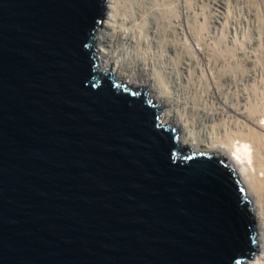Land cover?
<instances>
[{
    "label": "water",
    "instance_id": "95a60500",
    "mask_svg": "<svg viewBox=\"0 0 264 264\" xmlns=\"http://www.w3.org/2000/svg\"><path fill=\"white\" fill-rule=\"evenodd\" d=\"M103 13L0 0V264H245L234 166L184 156L144 92L97 71Z\"/></svg>",
    "mask_w": 264,
    "mask_h": 264
},
{
    "label": "rangeland",
    "instance_id": "374dc122",
    "mask_svg": "<svg viewBox=\"0 0 264 264\" xmlns=\"http://www.w3.org/2000/svg\"><path fill=\"white\" fill-rule=\"evenodd\" d=\"M149 1L151 2L152 0H146L144 5L152 9L146 7L149 11H145L144 22L140 27L142 31H140L142 44L140 43L138 50L135 51L136 53L128 52L129 55L126 53L124 57H127L129 62L133 57L136 58L137 62H151V65L154 66L153 68H156L155 71L157 70L161 76L158 72L157 74L163 77L164 81L167 78L165 76H168L169 73L172 74L169 75V77L172 76V79H175V76L182 78L180 86L183 93L182 97H186V100L188 99V107L190 106L189 108L193 112L191 114V118L194 120H192L194 126H191L193 135L198 136L203 134L210 139L225 142L235 138V136L237 137V135L239 136L242 132L246 133L243 119L237 118V116L232 115L224 109V112L223 110L221 112V107L223 108V106L216 101L217 99L215 100L211 93L213 86L218 82L217 78H221L220 80L222 81L223 75H225L223 80L226 82L222 84L225 86L222 87L226 89L222 88L223 94L225 93L223 96L226 98L224 100L230 101L229 103L233 106L243 107L244 111H246V108L247 111L249 109V111L254 110V112L252 111L254 117L264 114V0H181L180 2L183 3L182 10H184L181 11L185 14L183 15L181 12L179 14L183 15L181 17L178 16V12L174 14L176 10L172 11L174 16L170 17L171 13L169 12L170 14H168L163 6H161L166 4L167 0H154L155 4L157 2L160 3H157L160 5V8L157 4H154V1L152 3L155 6L152 3V6H150ZM161 7L167 18H162L160 13L164 12ZM179 17L180 20H178ZM165 18L167 19L166 23H164ZM181 20L185 26L181 25ZM100 25L101 29L105 25V10ZM182 26L186 28L181 29ZM166 40L171 43L166 42ZM92 43L94 51H96L98 42L93 41ZM169 44H172L171 46L174 50H172L171 46L169 47ZM175 47H179V49ZM199 49L205 51L207 55L206 61L202 62L197 57V54H195ZM180 60H185L187 63L188 61L191 62V66L187 69H185V66L183 68ZM96 69L100 74L106 73L111 75V72L101 70L98 65ZM226 76L230 77L227 78ZM214 78L217 79L216 82L213 80ZM114 80L121 87H126L139 94L144 92L146 99L154 105L153 100L149 97V89H136L120 82L115 77ZM168 80L170 81L169 78ZM168 82L165 83L168 84ZM165 83L164 85H166ZM171 91H173L172 88ZM185 93L186 96L184 95ZM157 110L160 111V108L157 107ZM205 111L208 113H218V115L210 120H204L203 118L202 120L200 116L202 113H206ZM197 112L200 114L198 115ZM166 127L173 129L176 133V142L179 147L186 149L183 155L192 154V150L181 144V129L179 126L168 125ZM210 155L219 156V154ZM225 161V164H231ZM233 166L242 187L245 189L246 196L247 190L243 186L242 178L239 174L240 170L236 165ZM247 200L250 202L251 212L254 214L253 203L249 199ZM252 220V231L255 234L252 241L253 247L257 251L251 254V258L246 260L245 264H251L254 261L255 256L260 250L257 238L263 236L259 235L260 232L257 230L258 224L255 216H252Z\"/></svg>",
    "mask_w": 264,
    "mask_h": 264
},
{
    "label": "bare ground",
    "instance_id": "6f19581e",
    "mask_svg": "<svg viewBox=\"0 0 264 264\" xmlns=\"http://www.w3.org/2000/svg\"><path fill=\"white\" fill-rule=\"evenodd\" d=\"M145 1L103 0V9L105 10V25L101 29L100 36L95 40L98 42L97 50L94 51L96 63L101 70L111 72V75H109L113 79L115 77L120 82L128 84L136 89H149V97L153 100L155 109L157 110V107L160 108V111H157L162 126H179V128L181 129V144L187 146V148L192 150V154H219V156L221 155V157L225 158L227 162H230L231 164L236 165L238 167V169L240 170L239 174L242 178L243 186L247 190L245 198L246 200L249 199L253 203L252 208L255 213L253 214L252 212V215L253 217L255 216V219L257 220L258 225H256L258 232H260L259 235H263L261 236V238H257L260 250L251 264H264V114L262 115L259 113L261 116H258V114V117H254V113L252 115V111L254 112V110L251 109L252 111H249V109L247 111L246 108V111H244L242 109L243 107L239 108V106L236 107L237 105L233 106L229 103L230 101L227 102L228 100H224L226 98H224L223 96L225 94H223V89L225 88L222 87L224 86L222 84L226 82L223 80L225 75H223L222 81L220 80L221 78L219 79V77H216L218 79V82H216L217 79H213L216 83L214 82L215 85L212 89V96L215 98V100L217 99L216 101L219 102V104L223 106V108L221 107V112L224 109L225 111L230 112L232 115L234 114L235 116H237V118L243 119V121L245 122L244 124L246 126V133L242 132V134H240L239 136L237 135V137L235 136V138L225 142L210 139L208 137H205L203 134L198 136L193 135L191 128V126L193 125L192 123H194L193 118H191V114L193 112L189 108L190 106L188 107V99L186 100V97H182L183 93L182 89L180 88L182 78L175 76L176 74L174 73V76L176 78L174 77L175 79H172V76L169 77V75L172 74L169 73V75L167 74L168 76H165V78H167L166 81H164L163 77H160L161 75L159 74V72L157 70L155 71L156 68H153L154 66L151 65V62H137L135 57H133V59H130L129 62L127 57H124L126 53L127 55H129L128 52L137 51L140 46V27L143 25L144 22L143 19L145 18L144 15L146 14L145 11H149L148 9H146V7H149H145L144 5ZM152 1H149L150 3L148 2L150 6H152ZM180 1L181 0H167L166 4L161 6H163V8L168 12V14L171 13L170 17H173L175 13L177 14V12L178 16L181 17L185 14H183L184 12H182L184 11L182 10L183 3ZM157 3L160 4L159 2ZM161 3H163V1H161ZM158 4L157 6L159 7L160 5ZM149 9L152 8L150 7ZM174 10H176V12H174L173 14L172 11ZM181 12L183 15H179L181 14ZM160 14L162 15V18H167L165 12H161ZM180 17L178 20H180ZM166 18L164 23H166ZM180 22L181 25L185 26L182 23V20ZM183 26L181 29L186 28ZM167 40L166 42H170ZM171 45L169 44V47ZM171 48L172 50H174L172 46ZM177 48L179 49V47ZM176 49L175 51H177ZM195 54H197V57L200 58L202 62L206 61L207 55L205 51L199 49L196 51ZM180 63L183 65V68L185 66V69L191 66V62L189 61L187 63L185 62V60H180ZM157 72L160 76L157 74ZM248 77L250 78L249 75ZM168 78L170 79V81L168 80ZM163 81L164 83L168 81L169 82L168 84L165 83L166 85H164ZM171 88L173 91H171ZM184 95L186 96V93ZM144 98L146 99L145 96ZM189 113L191 116L189 115ZM216 115H218V113L206 112L202 113L200 118H203L204 120H210L213 119Z\"/></svg>",
    "mask_w": 264,
    "mask_h": 264
}]
</instances>
